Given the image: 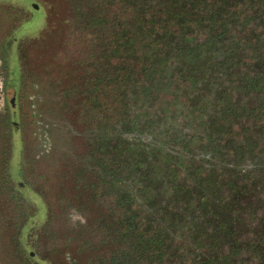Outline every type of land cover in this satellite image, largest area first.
<instances>
[{
  "label": "trees",
  "instance_id": "16d2710c",
  "mask_svg": "<svg viewBox=\"0 0 264 264\" xmlns=\"http://www.w3.org/2000/svg\"><path fill=\"white\" fill-rule=\"evenodd\" d=\"M82 23L61 127L101 238L84 264H264V0H99Z\"/></svg>",
  "mask_w": 264,
  "mask_h": 264
},
{
  "label": "rangeland",
  "instance_id": "374dc122",
  "mask_svg": "<svg viewBox=\"0 0 264 264\" xmlns=\"http://www.w3.org/2000/svg\"><path fill=\"white\" fill-rule=\"evenodd\" d=\"M87 1L0 0V264H84L81 242L101 248L72 200L62 132L76 112L78 62L97 34L82 20L99 0Z\"/></svg>",
  "mask_w": 264,
  "mask_h": 264
},
{
  "label": "built area",
  "instance_id": "2783aa9c",
  "mask_svg": "<svg viewBox=\"0 0 264 264\" xmlns=\"http://www.w3.org/2000/svg\"><path fill=\"white\" fill-rule=\"evenodd\" d=\"M0 68H1V58H0ZM4 100H5V88H4V81L0 69V110H2L4 107Z\"/></svg>",
  "mask_w": 264,
  "mask_h": 264
},
{
  "label": "flooded vegetation",
  "instance_id": "af4514ba",
  "mask_svg": "<svg viewBox=\"0 0 264 264\" xmlns=\"http://www.w3.org/2000/svg\"><path fill=\"white\" fill-rule=\"evenodd\" d=\"M6 60L8 59L6 58ZM1 62H2V65L4 66V63H5L4 57H1Z\"/></svg>",
  "mask_w": 264,
  "mask_h": 264
},
{
  "label": "water",
  "instance_id": "95a60500",
  "mask_svg": "<svg viewBox=\"0 0 264 264\" xmlns=\"http://www.w3.org/2000/svg\"><path fill=\"white\" fill-rule=\"evenodd\" d=\"M34 7H36V6H34ZM11 101V100H10Z\"/></svg>",
  "mask_w": 264,
  "mask_h": 264
}]
</instances>
